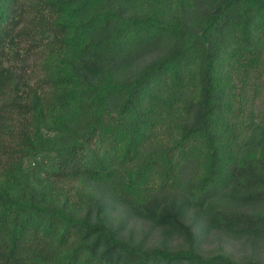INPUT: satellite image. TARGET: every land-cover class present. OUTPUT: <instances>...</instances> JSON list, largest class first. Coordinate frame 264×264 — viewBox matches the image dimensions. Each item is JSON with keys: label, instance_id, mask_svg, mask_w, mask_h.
Returning a JSON list of instances; mask_svg holds the SVG:
<instances>
[{"label": "trees", "instance_id": "trees-1", "mask_svg": "<svg viewBox=\"0 0 264 264\" xmlns=\"http://www.w3.org/2000/svg\"><path fill=\"white\" fill-rule=\"evenodd\" d=\"M258 68L264 0H0V264H264Z\"/></svg>", "mask_w": 264, "mask_h": 264}, {"label": "rangeland", "instance_id": "rangeland-1", "mask_svg": "<svg viewBox=\"0 0 264 264\" xmlns=\"http://www.w3.org/2000/svg\"><path fill=\"white\" fill-rule=\"evenodd\" d=\"M27 42H21L25 46ZM24 63L21 65L20 61L14 60L12 62L15 68L26 78L29 82L36 80L40 74L38 61L40 60V50L35 49L34 52L24 51ZM259 72H253L250 78L246 81L243 90H239L241 98L237 101V107L242 111L240 124L238 126V139L241 145L252 146L264 141V68H258ZM16 110L11 105L3 100H0V120L12 122L13 126L18 122L16 119ZM1 135V133H0ZM7 141H10L6 137ZM220 245L228 244L226 236H221L219 239ZM217 244L215 239H206L205 246L208 249ZM244 249H248L245 246ZM263 255V253H262Z\"/></svg>", "mask_w": 264, "mask_h": 264}]
</instances>
